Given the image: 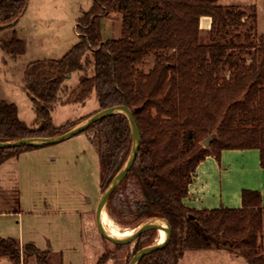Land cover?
Masks as SVG:
<instances>
[{"label": "trees", "instance_id": "1", "mask_svg": "<svg viewBox=\"0 0 264 264\" xmlns=\"http://www.w3.org/2000/svg\"><path fill=\"white\" fill-rule=\"evenodd\" d=\"M26 1L0 0V27L16 24ZM217 1L93 0L76 27L79 42L62 59L32 63L24 72L23 88L36 116L33 126L18 119L13 104L0 101V142L63 135L80 122L53 127V107L83 104L92 93L97 112L122 105L131 111L140 146L108 199L107 214L125 227L159 218L171 229L167 245L139 264H177L185 251L220 248L247 264H264L259 242L264 209L258 192L243 191L239 209L196 211L183 205L192 176L207 157L219 161L223 151L256 150L264 169V37L257 34L256 8L248 14L217 6ZM111 15L120 17L121 36L105 41L100 24ZM202 18L211 21L207 44L200 43ZM241 29L243 42L236 44ZM4 48L13 59L25 52L15 38ZM151 54L156 63L143 74L138 67ZM74 72L80 74L78 85L69 89L63 83ZM82 134L97 153L102 194L129 156V125L115 115ZM212 137L204 148L202 143ZM35 149L0 150V166ZM155 235L145 233L126 245L128 258L152 245ZM4 258L12 264L30 259L51 264L49 253L33 244L0 238Z\"/></svg>", "mask_w": 264, "mask_h": 264}, {"label": "rangeland", "instance_id": "2", "mask_svg": "<svg viewBox=\"0 0 264 264\" xmlns=\"http://www.w3.org/2000/svg\"><path fill=\"white\" fill-rule=\"evenodd\" d=\"M92 5L93 0H27L16 24L0 29V101L13 104L18 119L28 127L33 126L36 116L23 88L27 66L62 59L79 42L76 27ZM216 5L238 7L248 14L249 8L255 7L257 34L264 37V0H218ZM209 29L200 28L201 44L208 43ZM100 30L103 40H118L120 17L111 15L103 19ZM244 34L245 29H241V39L236 44L243 42ZM13 38L25 45L24 55L17 59L4 48ZM155 63L156 55L151 54L138 70L148 74ZM79 76L78 72L72 73L63 85L76 88ZM98 108L95 93L83 104H57L50 112L52 125L60 129L82 122ZM40 152L44 159L55 161L46 165L44 160L18 163L11 159L0 167V238L17 240L21 246L33 244L41 252L49 253L51 264H98L102 257L103 264H129L126 245H113L102 239L96 229L95 210L102 195V175L97 153L87 136L78 135ZM113 223L118 234L138 226ZM153 244H158L157 232ZM0 264L12 263L4 258ZM24 264L36 263L30 259ZM177 264L247 263L228 249L220 248L185 251Z\"/></svg>", "mask_w": 264, "mask_h": 264}, {"label": "crops", "instance_id": "3", "mask_svg": "<svg viewBox=\"0 0 264 264\" xmlns=\"http://www.w3.org/2000/svg\"><path fill=\"white\" fill-rule=\"evenodd\" d=\"M210 24V19L202 18L199 25L200 28L209 29ZM42 149L44 147L25 152L19 155L15 161L19 163L20 160L23 162L36 160L42 163L44 160L46 165L55 161L53 158L44 159L40 152ZM243 191L258 192L264 209V169L260 167L259 153L256 150L223 151L219 161H216L214 157H207L198 165L192 176L188 195L183 200V205L196 211H211L221 208L239 209ZM17 218H20L19 214ZM17 224L20 228V221ZM259 242L264 258V217Z\"/></svg>", "mask_w": 264, "mask_h": 264}, {"label": "water", "instance_id": "4", "mask_svg": "<svg viewBox=\"0 0 264 264\" xmlns=\"http://www.w3.org/2000/svg\"><path fill=\"white\" fill-rule=\"evenodd\" d=\"M13 25V24H12ZM6 27H0V29H4ZM69 76H67L68 78ZM115 115H121L126 118L129 130L131 134V150L129 153V156L122 166V168L118 171V173L114 176L112 181L109 183V185L106 187L102 195L100 196L96 210H95V225L96 229L98 231V234L100 237L113 245H119L124 246L128 245L131 242L135 241L137 238H139L141 235L159 230H162L165 233L164 240L158 244H153L150 246H147L145 248H142L139 250L130 260L129 264H139V262L145 258L146 256L157 252L164 248L167 243L170 240L171 235V229L168 225V223L159 218H151L148 219L141 224H139L130 235L128 236H113L111 235L102 225V214L106 211V206L109 197L113 193V191L120 186L124 178L127 176L129 170L131 169L133 163L136 160L137 153L140 146V136L139 132L137 130V127L135 125V122L132 117L131 111L125 106H117L108 108L102 111L97 112L96 114L90 116L89 118L85 119L81 123H79L77 126L69 130L68 132L64 133L63 135L53 137V138H29V139H23V140H17V141H10V142H0V150H11V149H18L23 147H29V148H43L47 146H53L57 145L63 142H66L70 140L73 137H76L78 135H81L86 129H88L91 125L97 123L98 121ZM213 140V137L204 141L202 143V146L204 148H208L210 142Z\"/></svg>", "mask_w": 264, "mask_h": 264}, {"label": "bare ground", "instance_id": "5", "mask_svg": "<svg viewBox=\"0 0 264 264\" xmlns=\"http://www.w3.org/2000/svg\"><path fill=\"white\" fill-rule=\"evenodd\" d=\"M101 218H102L101 223H102L103 227L113 236H118V237L128 236L132 233L131 230H126L124 233L118 234V227L113 223V221L109 217H107L103 213ZM157 233H158V243H160L164 240L165 233L162 230H159Z\"/></svg>", "mask_w": 264, "mask_h": 264}]
</instances>
